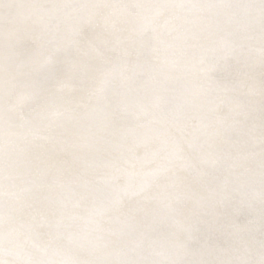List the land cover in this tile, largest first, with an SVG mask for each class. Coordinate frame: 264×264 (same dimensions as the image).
I'll return each mask as SVG.
<instances>
[{
    "label": "bare ground",
    "instance_id": "1",
    "mask_svg": "<svg viewBox=\"0 0 264 264\" xmlns=\"http://www.w3.org/2000/svg\"><path fill=\"white\" fill-rule=\"evenodd\" d=\"M10 1L0 0V6ZM67 1L70 0H20V15L11 21L0 17V41L5 43L0 48V204L1 200L5 201V204L0 205V237L4 247L21 244L20 253L27 259L36 258L37 264H45V259L62 254L71 257L66 264H113L108 261V255L117 248L121 240L119 235L126 233L128 225L134 224V219L136 222L133 227L142 224L143 229L147 228L146 220L150 223L154 216L165 215L159 211L158 203H164V211H168L170 205L181 201L185 197L184 193L191 192L199 182L185 177V173L192 167L180 168L184 163L182 160H177L161 172V162L170 156L161 159L156 157L157 147L165 143L166 154L170 155L176 150L188 149L191 144L200 142L208 133H212L215 149L210 151L211 154L200 161H188L201 169L213 161L220 148L228 145L231 138L227 134L228 130L239 127V118L229 113L238 106L239 98L243 96L233 99L232 106L223 109L221 113L204 111L205 114H188L194 109V97L205 91L202 85L210 82V70L218 61H226L234 53L232 50L243 49L246 44L252 45L253 53L248 56L246 54L243 64L260 68L264 63V0H79L77 5L67 7L68 10L62 15L64 26L59 32L60 41L56 45L58 49H64L75 43L72 57L67 59L69 65L61 70V76L53 83L39 84L34 78L35 74L44 64H50L55 55L50 47V50L38 47L37 37L42 30L39 16L43 13L53 15L54 9ZM150 17H154V56L158 59H155L156 62L148 60V67L153 63H165L158 78L159 93L165 90L175 73L187 69L196 72L193 81L197 85L192 95L183 88L177 98L163 100V103L171 101V104L179 106L172 120L165 121L167 125L163 127L164 132L154 133L143 144L144 136L131 134L129 141L136 154L128 163L107 164L103 169H95L96 172L88 171L83 168L84 158L96 149L99 150L103 133L95 127H88L79 133L81 137L70 136L67 126L72 118L91 120L96 116L102 106L98 104V99L105 90L106 75L112 70L107 67L99 70L100 66L114 54L122 57L126 51L132 54L141 52L146 37L145 26L149 25ZM160 39L164 46L160 44ZM23 44L32 51L25 52L17 48ZM205 56L208 58L205 59ZM132 60L133 56L124 60L129 68L133 66ZM125 72L129 73L130 70ZM251 74L243 78L242 91L257 94L255 99L259 101L264 98V83L260 81L259 75L257 78ZM89 106L92 107L89 109ZM18 115H21V119ZM180 122L185 123L184 132L176 133V138L169 139L168 136L176 132ZM45 126L50 128V133L41 132ZM122 127H114L107 136L114 142L118 141L116 131ZM191 136L196 138L191 139ZM74 145L77 148L72 150ZM73 158V161H78L70 164ZM175 165L178 167L175 168L179 171L178 177ZM144 178L151 181L148 186L139 188ZM80 181L88 185L83 194L74 192L75 185ZM167 183L173 185L167 187ZM99 190H106L109 196L118 195L124 190L121 194H124L126 200H121L120 195L117 199L119 203L112 207L117 201L113 202L112 197H109L111 202L106 201L103 207L99 196L95 200L92 195H88ZM123 201L124 204L121 203ZM105 209L110 212H104ZM185 211H191L187 202ZM7 212L12 213L11 216ZM1 215L6 216L4 220ZM94 217L100 218L101 223L92 221ZM53 221L57 225H50ZM6 227L10 231L9 235L4 236L3 230ZM24 227L29 229L23 233ZM89 231L91 233L87 234ZM144 233L140 234V239ZM88 244L91 250L86 249ZM43 245H48V248ZM4 256L2 258L0 255V264H25L15 256Z\"/></svg>",
    "mask_w": 264,
    "mask_h": 264
},
{
    "label": "rangeland",
    "instance_id": "2",
    "mask_svg": "<svg viewBox=\"0 0 264 264\" xmlns=\"http://www.w3.org/2000/svg\"><path fill=\"white\" fill-rule=\"evenodd\" d=\"M19 2L20 0H12L9 3L2 4L0 6V17L2 19L4 18L3 20L6 19V21H11L14 17L20 15L19 13L22 9L20 8ZM78 2L79 0L67 1L63 4H60L57 9H54L53 15L43 13L44 15L42 14L39 16L41 18L42 30L37 37V40L39 41L38 47H40V49L43 48V50L47 48L50 50L51 48V51H53V54H55L54 60L50 64H44L42 66L43 69L41 67L40 71L35 74L34 78H36V81H38L39 84L43 82L47 84L53 83V81L61 76V70L65 66L69 65L67 59L72 57L71 53L74 51L73 47L75 46V43L71 44V47L68 46L64 49H58L56 45L60 41L59 32L64 26V24L62 23V15H64V12L68 10L67 7L71 8L77 5ZM252 11L254 10L252 9ZM153 19L154 17H150L148 19L149 25L145 26L146 28L144 32L146 33V37L144 42L142 43L144 45L141 52L132 54V52L126 51L124 53V56L122 57L120 55L115 56L114 54L109 58V60L105 61V63L100 66L99 70L106 67L111 68L112 70L109 74L106 75L108 78L105 82V90L103 92V95L98 99V104L102 105L96 114V116H98H95L93 118L94 120L91 119L92 121L88 119L89 122L88 120L83 118L74 120L72 118L70 119L71 122L69 126H67V130L69 131L70 136L74 135L76 137H81L79 133L83 129H86L88 127H95L96 129H98V132L103 133V139H101L102 143L99 150L101 151L102 149H104V151L100 152L96 149V152L94 151L92 153H89V155L84 158L83 168L88 171L90 170L91 172H96V170L103 169V167L107 164L121 165L128 163V161L131 160V158L136 154L133 149V145L131 144L132 142L129 141V138L132 137L131 134L140 137L144 136L145 139L142 141L143 144L147 142L146 138H151L154 133L159 134L164 132L163 127L167 125L166 122L172 120V118L178 113L177 111L179 110V106L175 103L171 104V101L169 103H163V100H172V98H177L180 90L183 88L186 89L188 94L190 93L192 95L193 89H195V86L197 85V82L193 81L194 77L196 78V72L187 69L184 72L178 73L179 75L175 73L173 76V80L167 87H165L164 91L162 90L161 93H159L158 86H160V84L158 78L160 72H162L165 68V63H153L149 67L147 63L148 60L156 62L155 59L157 58L154 56L156 40L154 35V24H152ZM52 33H54L55 35L53 36ZM239 35L240 34H238V37H240ZM160 41V44L164 46V42L161 39ZM3 44L5 43H2L0 41V48H3V46H5ZM17 48H22L23 50H25V52L32 51V49L27 47L26 44H23ZM249 48H251V50ZM253 49L254 47L252 45L246 44L243 49L235 48V50H232L234 53H232L226 61H218L217 65L210 70V82L204 83L202 85L205 91L200 92L199 96L194 97V109L191 110L188 114L189 116L194 115L197 112H203V114H205L204 111H214L215 113H221L223 109L227 108L228 106H232L231 101H233V99L243 96L242 98H239L238 106H235L236 108L234 107L233 110L229 113L239 118V127L234 130H228L227 134L229 138L231 137V140L229 139L228 145L222 147V149L220 148L218 150L219 152L217 151L216 155L214 156L215 160L213 159L212 162L207 163L205 167L200 169L198 167L196 168L195 166H192V164H190L191 162L189 163L188 161H200L204 156L211 154L210 151H213L215 149V141L213 140L212 133H208L206 138H204L200 142L191 144L188 149L176 150L170 155L166 154V150L164 149L165 143H161L155 150L157 152H155V156L160 158L166 157L167 155V157H170L166 161L161 162V165L159 167L160 171H164L177 160H182L184 163L180 166V168L182 166V168H186L187 166L192 167L185 173V177L199 182L196 183V187L192 189L191 192L184 193L183 196L185 197H183L181 201L178 200L177 204L170 205V209L168 210L169 212L164 211V203H158L157 206L159 211L161 213L163 212L162 214L165 215L160 217L154 216L150 223L148 220H146L148 222L147 228L143 229L142 224L133 227L136 222V220L134 219V224L131 223L130 225H128V230L125 231L126 233L119 235V237H121V240L117 245V248L113 249L111 251L112 253L110 252V254L108 255V261L110 263L264 264V98L262 97L258 101V99H255V96L257 94L246 93L245 91H242L244 86L243 78H245L250 73H252L251 75H253L254 77L256 76L257 78L259 75L260 81L264 83V63L260 65V68L258 66L252 67L243 64L246 57L249 54L253 53ZM12 52H14L13 49ZM13 54H15V52ZM130 56H133V68H129L124 61L126 59H129ZM207 58L208 56H205V59ZM198 64L200 65L201 62ZM126 70H130V72L127 73L125 72ZM42 73L44 74V76ZM132 77L133 79H131ZM51 86H53V84H51ZM263 89L264 86L262 87V90ZM106 97L108 98L106 99ZM256 97H258V95ZM160 99L162 101H160ZM91 107L92 106H89V109ZM18 117L21 119V115H18ZM112 120H114V122ZM92 123L95 125H93ZM180 123H178L177 125L176 132L169 136L168 134L166 135L169 137V139L176 138V133L178 134L180 132H184L183 130L185 128V123ZM120 125L123 126L122 129L116 131V135L119 136V139L118 141L114 142L111 137L107 136V133H109V131L114 127H118ZM130 125L133 127V129ZM124 127L125 129H123ZM41 132L50 133V128L48 126H45L41 129ZM195 138L196 136H191V139ZM65 145L69 144L65 143ZM104 146L106 148H104ZM71 148L73 150V148H77V146L75 147L74 145ZM62 151L63 150L61 148V152ZM105 151H107L108 154H106ZM73 160L74 158L70 159V164H74L78 161ZM149 160L151 161L152 159H148V161ZM175 168L178 169L177 165L174 166V169ZM178 173L179 171L176 170V177H178ZM144 179L145 180L140 182V184L138 185L139 188H141V186L142 188H144L145 186L149 185L151 180L146 178ZM85 184L86 183L84 181L78 182L77 185H75L76 189L74 190V192H80L83 194L88 187V185ZM64 185L68 184L65 183ZM172 185L173 184L171 183L166 184L167 187H171ZM221 188L224 189L222 190ZM72 189L73 188H71L70 190ZM122 191L124 190H121L120 193H118L119 196L117 194L110 196L107 194V196L106 190L94 191L91 192V194L89 193L88 195H92L95 200L96 197L99 196V201L103 203H100L102 206L106 203V201H117L115 202L116 204L112 206L115 207L117 206V203H119L117 199H119L120 195H122L120 197L121 200L122 198L124 199V194H121ZM166 194L168 195L169 193ZM109 197H112L111 201ZM107 199H109V201ZM125 200L126 198L124 199V201ZM63 201L64 203L67 202L65 200ZM124 201L121 203L124 204ZM1 202L2 203L0 205L5 204L4 200H1ZM186 202L187 204L189 203V207L191 210L190 213L185 211ZM102 206L101 209L104 207ZM108 207L109 205H107V208ZM146 209L148 210V208ZM107 211L110 212V210L108 209L104 210V212ZM11 214L12 213L7 212V215L11 216ZM5 217L6 216L1 215V219L4 220ZM92 221L98 224L101 223L102 220L100 218L94 217ZM56 223V221H53V223L50 225H57ZM139 227L143 229V231L139 230ZM9 229L10 228L8 227L4 228V236L9 235ZM28 229L29 227H24L22 229L23 233ZM124 229L125 228H123L122 231ZM143 232L145 233L140 239L139 236ZM90 233L91 232L89 231L87 234ZM1 239L2 237H0V255L3 256L2 258H5L4 255H10L12 257L15 256L14 258L23 261L25 264H37L36 258L33 257L31 258L32 260L27 259L20 253L19 250H21L22 248L21 244L8 245L4 247L2 246L3 244L1 242ZM139 242L142 243L140 244ZM166 245L167 247H165ZM79 246H81L80 242ZM43 247L48 248V245H43ZM128 247L129 249H127ZM90 248L91 245L88 244L86 249L91 250ZM48 250L51 249L49 248ZM70 258L71 257L67 254H62L60 256H51L50 258L45 259V264H66ZM97 263L99 264V262Z\"/></svg>",
    "mask_w": 264,
    "mask_h": 264
}]
</instances>
